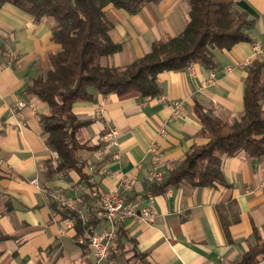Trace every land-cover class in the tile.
I'll use <instances>...</instances> for the list:
<instances>
[{
	"label": "crops",
	"instance_id": "obj_1",
	"mask_svg": "<svg viewBox=\"0 0 264 264\" xmlns=\"http://www.w3.org/2000/svg\"><path fill=\"white\" fill-rule=\"evenodd\" d=\"M243 1L258 15L255 43L214 52L219 66L214 70V85L202 88L210 70L196 63L192 72L159 74L162 93L155 98L120 100L109 94L73 104L74 114L89 120L77 132L81 143L106 148L100 136L111 126L120 131L118 159L109 153L98 158L94 151H79L94 185L92 192L100 195L126 178L132 182L126 196L145 197L153 164L152 144L167 163L166 172L188 150L206 143L192 110L194 98L227 122L240 117L246 66L254 59L264 62V0ZM105 12L107 17V12L116 15L108 18L110 37L122 48L101 57L103 66L127 65L147 53L154 41L180 34L188 20L186 0L149 3L135 15L112 6ZM51 25L50 18L33 23L32 16L13 3L0 9V44L5 49L0 57V264H95L89 246L79 242L85 233L78 244L72 241L73 221L61 217L56 211L58 202L52 198L58 193L79 202L88 191L74 171L46 175L45 163L56 155L45 144L38 114L47 113L48 108L35 96L24 99L23 95L29 81L48 67V54L59 48L51 40ZM19 99L26 101V107L11 113ZM176 100L182 102V112L174 116L172 102ZM221 170L226 186L196 187L182 182L154 197L151 220L122 223L127 238L135 240L149 264H235L258 239L264 241V160L240 152L223 157ZM34 179L37 186L31 183ZM92 192L78 208L84 217L93 214L100 220L94 229L100 231L106 224L100 218V199ZM116 247L107 264H133L126 237L117 239ZM258 264H264V258Z\"/></svg>",
	"mask_w": 264,
	"mask_h": 264
},
{
	"label": "trees",
	"instance_id": "obj_2",
	"mask_svg": "<svg viewBox=\"0 0 264 264\" xmlns=\"http://www.w3.org/2000/svg\"><path fill=\"white\" fill-rule=\"evenodd\" d=\"M157 1L0 0V9L7 3H13L32 16L35 24L43 18L52 20L51 40L59 48L48 54V67L29 81L23 95L24 99L35 96L47 105L48 112L38 114V120L45 135V144L57 154V159L55 164L52 159L46 161V175L52 177L68 171L76 172L79 183L84 184L88 191L81 195L79 206L89 200L94 189L79 151L95 152L101 144L90 146L77 139V132L88 125L89 120H80L74 114V103L93 102L96 95L109 94H115L120 100L155 98L162 93L157 82L159 74L185 71L196 63L208 70H218L215 51H229L239 43H255L253 33L258 15L247 2L186 0L188 20L180 34L154 41L147 53L123 67L101 65V57L112 55L122 48L110 37L112 26L105 8L112 6L135 15L144 5ZM4 50L0 44V57ZM263 68L264 62L258 59L247 64L243 111L232 122L213 115L194 98L192 110L202 125L199 134L207 142L188 150L159 182L149 185L145 197L163 194L182 182L196 187L226 186L221 170L223 157L242 152L252 159L264 160ZM56 207L63 219L73 221L71 239L75 244L86 231H95L100 222L93 214L84 217L79 208L67 209L60 202L56 203ZM118 237H126L133 258L141 264H149L146 256L138 251L135 240L127 238L123 224L118 225ZM80 247L86 248L85 245ZM113 256L111 254L109 258ZM261 258H264V241L258 239L235 264H258Z\"/></svg>",
	"mask_w": 264,
	"mask_h": 264
},
{
	"label": "built area",
	"instance_id": "obj_3",
	"mask_svg": "<svg viewBox=\"0 0 264 264\" xmlns=\"http://www.w3.org/2000/svg\"><path fill=\"white\" fill-rule=\"evenodd\" d=\"M193 65L186 70L192 72ZM230 70L231 68H227ZM216 82V72L210 70L207 78L202 82V88H207L214 85ZM26 107V101L19 99L10 108L11 113H16ZM182 112V102L176 100L172 102V115L177 116ZM162 135L165 134L164 129L160 130ZM119 135L120 131L116 126H111L99 138V142H106V148H99L95 151L98 158H103L106 153L112 155L113 158L118 159L119 153ZM115 150V152H112ZM149 152L153 155V164L151 170L147 175L148 184L159 182L165 173L167 163L158 151L156 144H152ZM52 162L55 164L57 154ZM37 186L36 179L31 181ZM132 182L128 179H122L119 184L112 189L98 194L96 191L92 192L93 196L100 198V218L105 222V227L100 231H86L84 236L79 239L81 244H87L92 251L95 258V264H107L111 254L116 252L117 228L118 225L124 221H149L154 217V196H134L127 197L126 194L130 192ZM52 198L60 202L67 209H78V202L76 200L66 198L61 194H52Z\"/></svg>",
	"mask_w": 264,
	"mask_h": 264
},
{
	"label": "rangeland",
	"instance_id": "obj_4",
	"mask_svg": "<svg viewBox=\"0 0 264 264\" xmlns=\"http://www.w3.org/2000/svg\"><path fill=\"white\" fill-rule=\"evenodd\" d=\"M159 1H162V0H158V2H159ZM176 1L181 2L182 0H176ZM183 2H185V1H183ZM178 6H179V5H178ZM105 9H106V8H105ZM178 9H180V7H178ZM105 13H106V12H105ZM107 15H108L107 18H109V19L112 18V17H116V15H113V13H110V12H107ZM109 22H110V21H109ZM110 23H111V22H110ZM8 57L10 58V57H14V56H13V55H10V56H8ZM9 58L6 60L7 63H9V62L12 61V60H9ZM103 60H104V59H102V58L99 59V63H103V62H104ZM42 72H44V69L42 70ZM42 72H41V73H42ZM131 254H132V253H131ZM135 260H136V259L133 258V264H136V263L139 264V263L137 262V260H136V261H135Z\"/></svg>",
	"mask_w": 264,
	"mask_h": 264
}]
</instances>
